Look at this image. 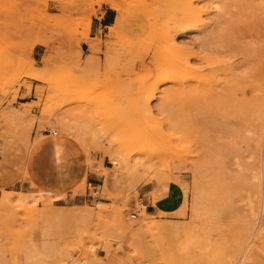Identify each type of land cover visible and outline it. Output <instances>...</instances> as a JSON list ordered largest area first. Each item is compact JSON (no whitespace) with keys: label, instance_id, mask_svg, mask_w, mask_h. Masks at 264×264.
<instances>
[{"label":"rangeland","instance_id":"1","mask_svg":"<svg viewBox=\"0 0 264 264\" xmlns=\"http://www.w3.org/2000/svg\"><path fill=\"white\" fill-rule=\"evenodd\" d=\"M52 130L81 183L17 191ZM0 156L7 264H264V0H0Z\"/></svg>","mask_w":264,"mask_h":264},{"label":"crops","instance_id":"2","mask_svg":"<svg viewBox=\"0 0 264 264\" xmlns=\"http://www.w3.org/2000/svg\"><path fill=\"white\" fill-rule=\"evenodd\" d=\"M111 16L108 13L104 17L105 23L100 21V25L106 27L111 23ZM34 143L28 152L26 150L23 159L17 157L16 177L9 184H14L16 190L21 192L44 190L53 194H66L73 191L81 183L85 173L80 167L77 145L71 139L54 135L51 131L44 132ZM11 163L12 161L0 156V187L12 176L6 172L10 170ZM152 191L153 189L147 190L142 197L148 213L173 214L185 202V193L176 182L169 183L166 191L156 200L147 195Z\"/></svg>","mask_w":264,"mask_h":264},{"label":"bare ground","instance_id":"3","mask_svg":"<svg viewBox=\"0 0 264 264\" xmlns=\"http://www.w3.org/2000/svg\"><path fill=\"white\" fill-rule=\"evenodd\" d=\"M109 4H110V1H109ZM111 6H113L114 8L115 7H117L118 8V6L117 5H115L114 3H111ZM21 114V113H20ZM16 117H17V114H16ZM19 118V117H18ZM16 121V120H15ZM21 121V120H20ZM35 144V143H34ZM31 147H27V152L29 151V149H30ZM119 156H120V160H121V165H122V167L124 168V169H126V170H129L130 168H131V164H130V160H129V158L125 155V154H123V153H120L119 154ZM116 162V161H115ZM261 168H262V166H261ZM261 174V173H260ZM263 177H264V169H263V171H262V174H261V178L263 179ZM258 178V177H257ZM260 179V178H259ZM263 182L261 181V184H262ZM263 185V184H262ZM261 185V186H262ZM262 188V187H261ZM263 192V191H262ZM261 192V193H262ZM262 195V194H261ZM263 196V195H262ZM262 198V197H261ZM9 200V196L7 195V194H5V195H3L2 196V200H1V204H3L4 205V208L2 209V211L3 212H1L0 213V228H3L2 227V225H3V220H4V211L6 210V205H7V202H9L8 201ZM261 200H263V198L261 199ZM82 214V213H81ZM255 230V229H254ZM0 231H1V229H0ZM255 232V231H254ZM253 232V233H254ZM248 244V243H247ZM245 249V248H244ZM1 254L2 253H0V264H7V261H6V258H4L3 259V257L1 256ZM238 259V258H237ZM71 264H89L87 261H84V260H82V259H80V258H78V259H76V260H74V261H72L71 262Z\"/></svg>","mask_w":264,"mask_h":264},{"label":"built area","instance_id":"4","mask_svg":"<svg viewBox=\"0 0 264 264\" xmlns=\"http://www.w3.org/2000/svg\"><path fill=\"white\" fill-rule=\"evenodd\" d=\"M54 135H56V134H58V132L56 131V130H52L51 131ZM113 163H116L115 161H113ZM137 215L135 214V213H133L132 215H131V217H133V218H135Z\"/></svg>","mask_w":264,"mask_h":264}]
</instances>
